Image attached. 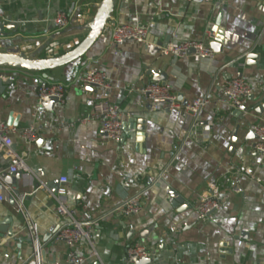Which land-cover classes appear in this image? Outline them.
<instances>
[{
  "label": "crops",
  "instance_id": "crops-1",
  "mask_svg": "<svg viewBox=\"0 0 264 264\" xmlns=\"http://www.w3.org/2000/svg\"><path fill=\"white\" fill-rule=\"evenodd\" d=\"M101 1L0 0L2 22L12 17L19 26L14 37H0V51L31 55L43 49L37 53L42 57L64 53L87 35ZM58 12L71 17L63 30L54 24ZM123 23L148 27L149 40L210 45L217 39L222 50L196 61L153 55L135 40L114 45L111 29ZM263 48L264 0H116L103 35L81 59L43 72L0 67L3 80L11 81L0 91V121L8 124L11 115L18 121L12 125L13 150L29 167L17 179L20 196L15 197L7 176L17 157L0 153L6 197L0 202V264H35L28 220L38 224L44 264L66 260V244L50 237L63 220L53 197L60 187L66 188L79 220L102 217L91 234L104 264H129L128 248L136 242L151 251V261L141 264H264V163L255 167L261 182L244 173L255 157L251 125L264 123V114L250 110L241 119L223 101V85L234 77L248 80L255 97L264 89ZM248 53L260 58L247 64ZM90 68L107 73L109 90L91 91L81 84ZM159 70L167 73L166 83L183 105L209 97L197 126L186 110L169 109L164 102L159 110H148L144 96L132 91L155 81L151 71ZM46 81L67 85L65 101L53 110L39 104V86ZM103 99L120 107L124 123L145 119L143 142L130 130L115 144L106 138L101 120L80 122ZM247 105L253 109L255 102L249 99ZM30 128L37 133L35 141L23 136ZM63 177L69 178L67 184L61 183ZM151 181L155 184L146 190L138 214L115 211ZM214 185L222 205L202 219L197 206ZM171 191L184 199L178 207ZM187 203L190 209L178 210ZM11 217L13 221H5ZM77 248L87 258L85 264L99 263L90 258L86 239Z\"/></svg>",
  "mask_w": 264,
  "mask_h": 264
},
{
  "label": "built area",
  "instance_id": "built-area-1",
  "mask_svg": "<svg viewBox=\"0 0 264 264\" xmlns=\"http://www.w3.org/2000/svg\"><path fill=\"white\" fill-rule=\"evenodd\" d=\"M193 1V0H190ZM71 17L65 12H58L54 18V24L57 30H63L69 25ZM2 19L0 18V24ZM149 29L140 24L123 23L114 25L111 29V42L114 45H120L127 40H135L138 43L145 44L150 49L152 44L148 41ZM193 50V52H191ZM163 56H171L174 59L193 58L200 61L203 58H213L215 51L210 45L201 41L189 40L182 42H171L164 45L160 52ZM83 86L94 87L98 89L109 90L111 88L110 79L106 72L96 68H90L80 78ZM144 96V104L150 111H156L161 108V103H167L169 109H184L193 117V126L200 122V115L203 109L210 103L208 96H201L194 99L191 103L183 105L173 90L172 85L160 81H153L141 88H133ZM253 87L244 77H234L227 80L223 85V101L236 109L247 105L250 97L253 95ZM67 85L62 82H43L39 86L38 96L39 104L43 99L57 97L61 103L65 101ZM120 107L103 99L97 101L92 109L91 115L83 117L80 122L87 123L93 119L101 120L102 128L108 140L115 144H120L124 136V117ZM0 121V153L6 157L16 158L15 164L11 165L10 171H27L29 167L24 158L18 157L13 150L14 141L12 133L15 127ZM251 131L255 135V141L252 143V149L255 153L253 165L247 167L244 173L251 179L261 182L255 174V167L264 163V123H254L251 125ZM23 136L29 141L37 139L35 129L30 128L23 131ZM69 182L68 177L61 178L62 184ZM155 184V181L149 182L147 187L133 195L124 198L123 202L115 208V211L125 216L138 214L143 208V198L146 190ZM3 183L0 175V202L5 200L3 192ZM264 189V186H262ZM242 191V189H239ZM57 203V214L63 219L55 237L62 240L67 248V257L65 261H56L55 264H85L87 258L79 253L78 245L83 239H86L92 250L90 258H97L100 264H104L93 240L91 229L102 217L87 221H81L76 217L75 210L72 207L65 187H60L57 193L53 194ZM222 205L220 189L218 186H212L211 190L201 195L197 211L202 219L208 217L211 213L218 210ZM27 227L33 244L32 258L35 264H44V245L41 240L38 224L35 221L28 220ZM151 255L150 249L143 243L136 242L128 248L127 262L129 264H138L140 260L148 258Z\"/></svg>",
  "mask_w": 264,
  "mask_h": 264
},
{
  "label": "water",
  "instance_id": "water-1",
  "mask_svg": "<svg viewBox=\"0 0 264 264\" xmlns=\"http://www.w3.org/2000/svg\"><path fill=\"white\" fill-rule=\"evenodd\" d=\"M116 5V0H102L95 16L92 18V20L87 25L88 33L84 37V39L79 42L75 47L72 49L58 54L53 55L49 57H42L38 56L37 53H41L43 49H39L36 54L28 55L25 52H21L18 50H12L7 49V51H0V67H7V68H15V69H23L31 72H43V71H49L53 70L59 67L66 66L68 64H71L82 57H84L88 51L93 47V45L99 40V38L103 35L109 20L112 17V14L114 12ZM8 23H1L0 24V37L3 38H12L14 37V30L18 29V25L15 23H12V17L7 18ZM219 23V21H218ZM8 30V32H6ZM149 34H151L149 30ZM148 34V36H149ZM152 35V34H151ZM150 35V37H151ZM148 41L152 44L150 48V52L155 55L160 52L161 48L167 43L168 40L161 41L154 37L152 40ZM211 48L215 52H220L222 50V45L219 40H214L210 43ZM264 49V48H263ZM193 52V50H191ZM260 58V55L256 53H248L247 54V64H253L256 63L257 60ZM151 74L153 75V79L155 81L160 82H167V73L163 70L159 71H151ZM11 81H5L0 76V91L4 90ZM89 90L95 91L97 90L94 87H88ZM183 97L182 94L179 95V99ZM251 101L255 102L254 108L250 109L248 105L241 106L240 108H236L233 110L234 114L237 115V117L241 119H245V114H247L250 110L256 112L259 115L264 114V89L259 93L258 96L252 95L250 97ZM60 103V100L57 97H49L46 99H43L41 101V106L48 110H53L55 105ZM187 103L185 102L184 105ZM18 121L13 119V115H11L10 120L8 122V125H17ZM145 119L143 118H136L133 120H130L129 123H123V129H124V136L131 135L130 130H133L136 134V140L138 142H143L145 139ZM123 136V137H124ZM23 176V171H17V172H11L10 176H7V182L11 184L12 187V194L15 197L20 196V190L19 186L17 184V179H20ZM170 195L172 197V203L175 207H178L180 203L184 202L183 197H181L178 193L171 191ZM183 208V209H182ZM191 205L184 204L183 206L179 207V211H184L187 209H190ZM13 221V218L5 219V221ZM58 230V229H57ZM57 230L50 235L55 236V233ZM10 234H12V231H9ZM226 243H222L223 246ZM151 261L149 258H144L139 261V263H145ZM100 264V263H97Z\"/></svg>",
  "mask_w": 264,
  "mask_h": 264
}]
</instances>
